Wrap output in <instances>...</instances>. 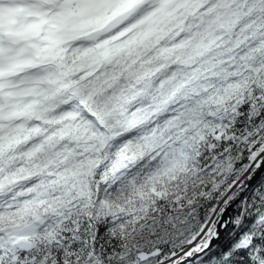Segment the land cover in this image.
<instances>
[{
  "label": "clouds",
  "instance_id": "clouds-1",
  "mask_svg": "<svg viewBox=\"0 0 264 264\" xmlns=\"http://www.w3.org/2000/svg\"><path fill=\"white\" fill-rule=\"evenodd\" d=\"M0 264H264V0H0Z\"/></svg>",
  "mask_w": 264,
  "mask_h": 264
}]
</instances>
